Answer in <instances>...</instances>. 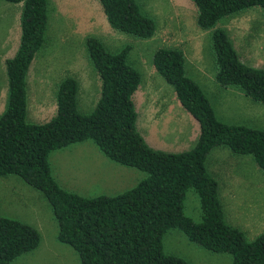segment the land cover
<instances>
[{"label":"trees","instance_id":"16d2710c","mask_svg":"<svg viewBox=\"0 0 264 264\" xmlns=\"http://www.w3.org/2000/svg\"><path fill=\"white\" fill-rule=\"evenodd\" d=\"M21 2L20 35L12 57L4 61L7 97L0 114V176L17 175L40 191L57 223L56 240L71 246L80 264H187L165 253L161 238L180 230L196 246L227 253L231 264H264V232L246 239L224 221L217 181L205 168L209 151L226 147L232 154L251 155L264 172V129L219 121L199 86L184 73V55L177 47H161L151 57L155 72L171 87L181 107L198 124L191 147L180 151L154 149L136 126L132 95L140 75L126 62L129 46L115 52L93 36L84 46L99 80V95L89 113L76 108V81L63 78L56 87L54 114L34 123L26 120L25 76L43 42L47 0ZM112 30L145 39L154 24L136 0H96ZM195 25L208 30L214 80L235 87L251 100L264 103V67L242 63L226 32L215 26L247 8L264 17V0H190ZM90 141L110 161L135 168L144 176L112 195L83 197L61 188L52 177L48 154L75 142ZM199 202V220L182 212L185 192ZM39 234L32 226L0 216V264L33 250Z\"/></svg>","mask_w":264,"mask_h":264},{"label":"rangeland","instance_id":"374dc122","mask_svg":"<svg viewBox=\"0 0 264 264\" xmlns=\"http://www.w3.org/2000/svg\"><path fill=\"white\" fill-rule=\"evenodd\" d=\"M49 1L47 0L44 40L35 51L31 62L36 76L32 90L29 89L27 80L28 122L47 119L36 115L32 117L28 112V101L32 99L33 102L54 104L55 85L66 76L76 81L77 111L86 114L92 110L99 95V80L88 58L84 40L87 36H93L111 52L125 45L129 46L126 62L140 75L138 89L147 81V88L149 86L157 97L158 117L168 128L164 133L166 142L178 136L175 126L187 127V124L183 123L181 117L184 109L180 105L175 106L177 99L172 87L152 66V54L161 47H177L182 50L184 73L195 81L210 100L219 121L264 129V103L253 101L242 94L234 95L228 90H234L235 87L229 86L233 89L225 90L215 82L208 30L196 27L195 7L190 0H136L142 14L151 18L154 24L152 36L145 39L112 30L96 0ZM20 6L21 2L0 0L2 104L7 95L4 60L13 53L14 33L19 35L17 8ZM57 6L62 14L51 11V8L56 10ZM259 11L257 7L247 8L236 14L237 17L221 18L215 26L222 28L228 38L231 37L234 47H237L236 44L241 42L237 40L238 25L244 26L252 18L255 19L251 23V33L246 32L244 39V44L251 48L252 36L256 35L255 41L258 42V34L264 31V17ZM246 13V17H238ZM259 47L256 53L254 48L247 53L251 57L248 62H243L245 65L264 66V54L257 53ZM134 109L138 114L135 106ZM179 130L181 134H187L186 128ZM161 147L158 149L176 151L189 146L183 144L175 148L166 143ZM103 160H107V163L104 164ZM47 161L51 175L61 181L59 185L83 197L119 193L144 176L143 172L135 168L110 162L90 141L53 150L48 154ZM205 167L217 181V196L222 205L224 221L241 230L246 239H252L264 232V172L256 166L252 156L232 154L226 147L218 146L209 151ZM123 172L130 174L124 177ZM98 174L105 176L107 183L95 182L94 176ZM182 212L193 221L199 220L198 198L191 189L185 192ZM0 216L28 224L39 234L38 245L33 250L16 256L8 264H80L74 249L56 240L57 223L42 193L17 175L0 176ZM161 245L165 253L178 256L187 264H231L229 254L202 249L188 241L175 228L164 232Z\"/></svg>","mask_w":264,"mask_h":264},{"label":"crops","instance_id":"0c3cea01","mask_svg":"<svg viewBox=\"0 0 264 264\" xmlns=\"http://www.w3.org/2000/svg\"><path fill=\"white\" fill-rule=\"evenodd\" d=\"M55 1H58V0H55ZM49 2H51V0ZM20 8H21V6L19 8H17V11L19 10L18 11V25H19ZM59 8H58V6H57L56 10L51 8V11L53 13L56 11L57 13H61L62 14L63 12L61 10H59ZM243 11H241V12H243ZM247 13L246 14H240V16H238V17H242V18L243 17H246L247 16ZM259 13H261V12L259 11ZM232 17H237V16H236V14H234L233 16L228 17V19L229 18H232ZM253 21H256V20L255 19L253 20V18H252L250 21H248V24H245L244 26L242 24L238 25L237 40H238V42H240V41L241 42H240L239 45L236 44L237 47L236 46L235 47H236L237 50L239 49L238 52H239L240 55H238V52L235 49L234 45H233V47H234V49H235V51H236V53L238 55L239 60L242 63L243 62H248V60H249V58L251 56L249 54H247V53L252 48L255 49V52L254 53H256V49L260 46L259 47V50H257V53L264 54V31H262L261 34H258L259 35L258 38H259L260 43H258L259 41L258 42L255 41L256 35H254V36H252V39H251V45H250L251 48H248L247 47V44H244L246 42V41L244 42V39L246 38L245 37V34H246V32L247 33H251L250 32L251 31V28H252L251 23ZM19 35H20V28H19ZM19 35H17V32L14 33V38H15V41L14 42L15 43L12 45V51H13V53H12V55L10 57L13 56V54H14L16 48H17L18 41H19ZM43 40H44V38H43ZM230 40H231L232 44H234L233 41H232V39H231V37H230ZM244 45H245V48H244ZM257 56H259V55H257ZM10 57H8V58H10ZM31 62H32V60L30 61V64L28 66V69H27V72H26V76H25V90H26V87H27V80H28V85H30V88H29L30 90H32V87L35 84V78H36V76H34V70H33L32 63ZM262 67H264V66H262ZM61 80H59L56 83V85H55V92H56L57 84ZM137 89H138V87H137ZM137 89H136L137 92L135 93V91H134L135 94H133V96H132L133 97V100H134L133 101L134 102V106L138 110V114L136 113L137 114V117H136L137 118L136 119V126L138 124L137 129L139 128L138 131L140 132V134L143 137V139L146 142V144L148 146L154 148V149L162 148L161 146L166 145V143L169 144L170 146H175V148H179L177 146H183V144H186V146L191 147L193 145L196 137H197V134H198V124H197L196 120L188 112H186L184 110L185 112H184V114H181V117L183 118V123H186L187 124V127H182V126H179V125L175 126V128H176L175 131L178 133V136L176 138H173L172 141L166 142V140L164 138V133L166 132V130L168 128H167V124L165 122H163V121L161 122L160 121L161 119H159V117H158V112L156 110L157 107H158L157 97L149 89V86L147 88V81L144 82V84L141 86V88H139L138 90ZM224 89L227 90V89H233V88L226 87ZM228 91H230V93H234V95H241L242 94L236 88H234V90H228ZM30 94L32 95V92H30ZM1 96L2 95H0V114L3 112L4 106H5V102H6V99H5L4 104H2V97ZM6 97H7V95H6ZM208 101H209V103H210V105H211V107L213 109L214 115L216 116V113H215V110L213 108V105L211 104V102H210L209 99H208ZM177 103L175 104V106L180 105L179 102H178V100H177ZM55 109H56V105H55V93H54V104H52V103L51 104L50 103H46L44 101H41V102L35 101V102H33L32 99L28 101V112H29V114L32 117H34V115H36L38 117H43V118H46L47 117V119H49L54 114ZM43 121H45V120H43ZM39 122H42V121H39ZM34 123H38V122H34ZM184 128H186L187 134L186 133L185 134H181V132L179 130V129H184ZM82 142L83 141H81V142H75V143H72L70 145H75V144L76 145L77 144H80L81 145ZM70 145H68V146H70ZM68 146L63 147V148H67ZM189 147H181V148H182V150H186ZM63 148H60V149H63ZM176 151H180V150H176ZM104 161L105 160H103V163L106 164L107 163V160L105 162ZM127 174H130V172H123V176L124 177ZM52 177H53V175H52ZM53 178L56 181V183L59 185L60 184L59 182H61V181H59L58 179H56L55 176ZM106 179L107 178L105 176H101L99 174H98V176H94V181L95 182H98V183H101L103 181L105 183H107L106 182ZM59 186L61 187V185H59ZM68 191H70V190H68ZM114 194H116V193H114ZM108 195H112V194H108ZM55 238H56V236H55Z\"/></svg>","mask_w":264,"mask_h":264}]
</instances>
